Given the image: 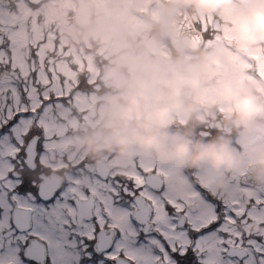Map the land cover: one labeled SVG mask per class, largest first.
<instances>
[{"label":"snow or ice","instance_id":"snow-or-ice-1","mask_svg":"<svg viewBox=\"0 0 264 264\" xmlns=\"http://www.w3.org/2000/svg\"><path fill=\"white\" fill-rule=\"evenodd\" d=\"M197 31L231 46L214 21ZM67 57L0 7V264H264V186L246 167L223 190L208 170L189 175L179 195L174 170L145 160L63 177L52 160L82 104Z\"/></svg>","mask_w":264,"mask_h":264},{"label":"flooded vegetation","instance_id":"flooded-vegetation-1","mask_svg":"<svg viewBox=\"0 0 264 264\" xmlns=\"http://www.w3.org/2000/svg\"><path fill=\"white\" fill-rule=\"evenodd\" d=\"M88 1L91 4L90 19L85 21L89 24L78 20L79 0H69L70 5L64 6H61L62 0H47L43 5L45 8H52L47 16L54 18L59 26L78 34H87L90 38L88 43L74 44L73 53L69 46L68 49L65 47L67 58L76 70V84L80 86L78 95L82 97V104L77 108L78 115L73 117L63 139V151L52 160L58 169L63 170V177L70 178L84 162L96 167L108 165L119 169L134 160H145L159 168L174 170L172 181L176 184V190L173 195H179L180 189L188 187L189 175H199L208 170L219 177L216 185L223 180L227 187L228 177L239 172L242 167H246L248 172L247 153L253 147L264 144V120L249 125L247 132L237 133L226 125L224 113L227 108L223 106L214 113L202 111L191 123L181 116L175 127L183 131L198 123L194 134L199 138H230L234 154L244 157L239 168L232 173H216L208 167H178L175 163L164 164L146 155L121 160H117L115 155L107 154L93 157L89 140L99 127L98 117L102 106L135 74L141 63L157 58L191 62L199 53L207 52L213 58L217 77L234 72L238 83L253 85L256 94L264 100V79L257 76L258 70H264V46L255 50L236 43L228 20L232 9H225L220 15H212L196 12L190 7L178 4L176 0ZM205 21L209 24L214 21L222 32L226 28L225 35L231 38V46L221 48L216 44L205 43L202 33L197 31ZM45 28V31L55 30L53 25ZM98 32L109 34L110 39L117 38L122 41L118 46L110 41L101 44ZM115 66H118L116 73L108 74L109 68ZM203 95H209L207 90Z\"/></svg>","mask_w":264,"mask_h":264},{"label":"clouds","instance_id":"clouds-1","mask_svg":"<svg viewBox=\"0 0 264 264\" xmlns=\"http://www.w3.org/2000/svg\"><path fill=\"white\" fill-rule=\"evenodd\" d=\"M176 2L212 15L232 9L228 20L236 43L255 50L264 46V0ZM205 90L209 95H203ZM222 106L227 108L226 125L237 133L264 120V100L254 86L238 83L234 72L217 77L210 53L201 52L191 62L157 58L141 63L102 106L99 127L89 140L90 152L94 158L107 154L121 160L146 155L178 167L232 173L244 157L234 154L230 138H199L194 134L198 123L183 131L175 127L181 116L191 123L202 111L214 113ZM247 161L253 183L264 186V144L250 149ZM216 187L223 190L226 182L221 180Z\"/></svg>","mask_w":264,"mask_h":264},{"label":"rangeland","instance_id":"rangeland-1","mask_svg":"<svg viewBox=\"0 0 264 264\" xmlns=\"http://www.w3.org/2000/svg\"><path fill=\"white\" fill-rule=\"evenodd\" d=\"M62 5H67L69 4V0H62ZM5 2L7 3L6 6L0 4V7H2L6 12H10L13 14L19 13L22 17V19H27V20H31L32 22H37L38 18L41 17L42 15L44 16V20H43V27L45 28L46 26L49 25H53L55 30H49L47 29L48 33H53L55 35V43L57 48H62L65 51V47L69 46V49L71 50V52L73 53L76 43H88L90 41L89 35H82V34H78L75 32H72L70 29H66L63 28L61 26H59V24H57L54 18H49L47 15L49 12H51L52 8H45V7H41L37 10H32L28 4H27V0H5ZM70 5V4H69ZM46 29V28H45ZM98 39L100 40L101 44H105L107 43V41H110L111 43H115V46H118L119 43L122 41L121 39H117V38H109V34H99L98 32ZM105 40V41H103ZM124 41V40H123ZM57 59H61L60 56L57 57ZM118 69V66L115 67H110L108 74H112V73H116L115 70ZM111 76L109 75V78ZM255 230V229H253Z\"/></svg>","mask_w":264,"mask_h":264},{"label":"water","instance_id":"water-1","mask_svg":"<svg viewBox=\"0 0 264 264\" xmlns=\"http://www.w3.org/2000/svg\"><path fill=\"white\" fill-rule=\"evenodd\" d=\"M32 4H39L40 2H42L43 0H29ZM90 4L87 0H79V10H78V20L84 24H89V22L85 21V20H89L90 19V12H91V8H90ZM251 176V173L248 174V176Z\"/></svg>","mask_w":264,"mask_h":264}]
</instances>
